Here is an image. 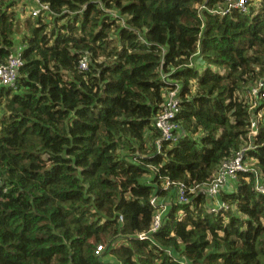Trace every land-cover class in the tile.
I'll return each mask as SVG.
<instances>
[{"label":"trees","instance_id":"trees-1","mask_svg":"<svg viewBox=\"0 0 264 264\" xmlns=\"http://www.w3.org/2000/svg\"><path fill=\"white\" fill-rule=\"evenodd\" d=\"M40 1L33 17L0 0V64L17 45L23 60L0 86V264H264V119L249 137L247 114L264 0L224 15L227 0ZM174 83L180 135L157 151ZM250 145L226 211L163 188L203 186ZM155 196L167 209L140 240Z\"/></svg>","mask_w":264,"mask_h":264},{"label":"built area","instance_id":"built-area-1","mask_svg":"<svg viewBox=\"0 0 264 264\" xmlns=\"http://www.w3.org/2000/svg\"><path fill=\"white\" fill-rule=\"evenodd\" d=\"M14 1V0H13ZM33 4L30 15L35 17L50 12L49 6L42 3L40 0H30ZM251 0H227L224 8L216 11L222 15L229 13L231 10H239L245 12L248 9V4ZM22 48L17 45L15 46L10 54L8 55L6 62L0 64V86H13L18 70L23 66V60L21 57ZM81 69L86 68V60L82 58L79 62ZM179 84L174 83V88L166 92L165 101L162 109L154 119V127L160 132V138L155 142L156 150H161L162 142H174L180 135L179 127L176 124L175 117L177 116L180 109V99L178 97ZM248 96V119H249V137H253L257 134L258 126L264 115V79H260L256 84L251 87L247 92ZM260 106V107H259ZM252 149V146L243 148L237 152L233 158L225 161L216 176L207 184L203 186H192L188 187L183 182L170 183L166 181L163 185L164 189L169 186H173V194L177 202L188 203V193H193L198 190L203 194L207 200L211 202L209 211L217 214L221 210H228L229 206L220 199L221 192L226 188L230 182L237 179L239 173H245L249 171V168L245 165L244 156L245 153ZM255 190L257 194L264 195V176L258 177L255 182ZM150 205L154 209V215L152 220V226L146 233L138 235V239H148L151 233L156 232L163 219L164 212L167 209L168 201H159L158 198L152 197L150 199ZM120 220L122 218L120 217ZM101 251V247L96 249V253ZM186 263V262H185ZM181 261V264H185Z\"/></svg>","mask_w":264,"mask_h":264},{"label":"rangeland","instance_id":"rangeland-1","mask_svg":"<svg viewBox=\"0 0 264 264\" xmlns=\"http://www.w3.org/2000/svg\"><path fill=\"white\" fill-rule=\"evenodd\" d=\"M24 2L23 3H21V4H19V5H15V7H14V9L17 7V6H19L21 9H25V12H26V14H30V12H31V8L33 7V4H32V2L31 1H29V0H23ZM263 119H264V115H263ZM231 184H234L235 183V181H232V182H230ZM173 197H174V195H173ZM172 197V198H173ZM181 259V258H180ZM183 263H185L184 261H183ZM185 264H187V263H185Z\"/></svg>","mask_w":264,"mask_h":264},{"label":"crops","instance_id":"crops-1","mask_svg":"<svg viewBox=\"0 0 264 264\" xmlns=\"http://www.w3.org/2000/svg\"><path fill=\"white\" fill-rule=\"evenodd\" d=\"M228 186V185H227ZM227 186H226V188H227Z\"/></svg>","mask_w":264,"mask_h":264}]
</instances>
